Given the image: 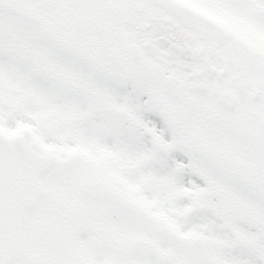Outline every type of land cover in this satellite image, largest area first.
Segmentation results:
<instances>
[{"label": "snow or ice", "instance_id": "6c2138e0", "mask_svg": "<svg viewBox=\"0 0 264 264\" xmlns=\"http://www.w3.org/2000/svg\"><path fill=\"white\" fill-rule=\"evenodd\" d=\"M0 264H264V0H0Z\"/></svg>", "mask_w": 264, "mask_h": 264}]
</instances>
